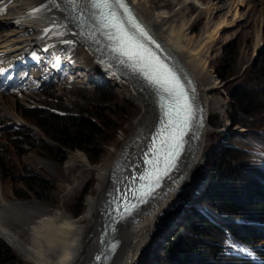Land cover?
Wrapping results in <instances>:
<instances>
[{
    "label": "bare ground",
    "instance_id": "1",
    "mask_svg": "<svg viewBox=\"0 0 264 264\" xmlns=\"http://www.w3.org/2000/svg\"><path fill=\"white\" fill-rule=\"evenodd\" d=\"M126 2L148 29L155 41L153 47L159 45L157 49L165 53L186 86L194 89L190 93L200 110V120L199 123L194 121L193 134L190 131L186 136L184 153L170 175L130 217L119 219L109 213L110 201L122 181L132 183L138 179L133 175L140 172L143 164L138 159L143 155L148 159L153 151V147L148 150L147 147L159 127L160 112L152 89L127 64L120 63L118 55L110 49L109 42L99 31L95 19L97 10L90 0H0V67L19 64L21 59L36 55L39 68L27 84L29 87L44 79L55 77L57 80L65 71H71L79 82L109 78L117 89L139 97L144 106L141 115L135 117L132 133L125 139L114 162L92 165L81 151L71 155L70 165L79 162L87 171L96 167L103 181V184L98 183V194L88 198L84 215L75 217L61 208L52 210L37 202L9 200L0 177V235L27 259L28 264H133L140 251L133 254L135 238L145 218L175 197L182 181L202 168L209 151L212 126L208 117L222 106L214 92L221 87L210 66L211 59L221 29L249 18L250 13L245 14L240 9L245 6L251 10L250 1L226 2L221 6L214 0H184L174 10L151 0ZM192 2L199 5V15L209 13L200 33L190 30L193 17L188 16L187 9ZM218 6L225 12L215 20ZM256 38L258 50L262 40L259 34ZM44 45L50 46L46 48L54 54L50 58H46L48 49ZM151 116L153 121L149 129ZM146 128L148 134H144ZM199 171L204 176V170ZM83 179V175H76L73 187L79 188ZM118 180L121 183L114 187ZM85 215L87 221L83 222Z\"/></svg>",
    "mask_w": 264,
    "mask_h": 264
},
{
    "label": "rangeland",
    "instance_id": "2",
    "mask_svg": "<svg viewBox=\"0 0 264 264\" xmlns=\"http://www.w3.org/2000/svg\"><path fill=\"white\" fill-rule=\"evenodd\" d=\"M182 1L184 0H151V2L164 3L165 7L169 10H174ZM201 1L208 2L210 0ZM214 1H218L217 5L222 6L225 5L226 2H237L239 0ZM249 1L251 10H248L245 6L240 9V11L245 14L249 12V18L240 20L234 26L221 29L216 43L217 49H215L211 59L210 66L219 79L221 87L214 92L220 98L223 107L221 106L219 111L212 112L208 117V123L212 126L209 134L211 145L204 158V164L202 168H200L204 170V176L200 175L199 169L193 173L192 176L186 177L180 184L179 191L175 197L168 201V203H166L167 205H162H166L165 207H156L154 213L145 218L135 238V249L133 254H135L138 249H140V251L134 258V261H136L133 262V264L172 263L171 260L165 259L163 253L165 243H167V236L185 216L184 210L191 207L192 204L199 206L203 209V212L206 211L209 215L216 216V218L219 219L216 214L219 212L218 210L199 202V200L197 201V195L200 193L197 191L201 189V185L204 184L208 177L210 181L213 174L219 175V171H215L214 173L212 165L215 161V156L217 153L219 155L222 153V148L225 145L233 143L238 146L235 152L237 158L234 162V173H236L235 175H240V178L237 179L236 187L242 188L246 182L249 176L247 166H253L264 171V110L247 119L243 118V122H245L246 126L236 124V116L234 115L235 109L232 106L230 94L237 86L250 85L259 81L252 73L251 66L258 62L260 58L254 60L259 50L255 48L257 34H259V38L262 40V46L264 44V0ZM187 10L188 16L193 17L190 30L193 33H200L203 24L209 18V13L199 15V5L195 2H192ZM224 12L225 9L218 6L214 12L215 20L220 19ZM44 46L45 48L50 47L47 45ZM46 49H48L46 58H50V55H54L49 48ZM231 55H234L232 67H230V69L227 67L225 70L229 69V72L232 70V73L229 77L223 79L218 74H222L223 64L226 61L231 62ZM32 57L37 56L31 55L28 58H24V62H26V59L29 60ZM37 62L39 61H36V63L28 62V64H30L29 68L33 64L36 65L31 67L30 77H32L37 68H39ZM24 72L26 73L27 71ZM58 79L56 80L55 77L48 80L44 79L34 87H29L27 85L30 83L29 80L18 88L10 90V87H8L10 90L8 93H1L0 157H2L5 162L3 166L0 165V177L4 181V191L9 200L18 199L27 202H37L52 210L61 208L72 216L79 217L84 215L86 211L88 198L98 194V183L100 182L103 184V181L96 167L92 168L91 171H87L79 162H74L70 165L69 159L71 155L81 151L86 154L92 165H109L114 162L120 153L125 139L132 133L136 124L135 117L141 115L144 106L139 97H135L121 90V88L117 89L116 86L108 81L109 78L100 79L98 82H93L95 80L79 82L76 77L72 76L71 71H65L59 81ZM75 84L77 85L75 86ZM91 85H99V88L104 90V94L101 95L102 99H100L99 91L95 87H90ZM261 100L264 102V95ZM43 104L57 111L61 109L58 107H66L74 111H78L80 107L87 110L90 114H93L95 111H100V114L109 123L108 126H103V141H98L100 145H97L90 155L83 149L77 147H65V153H63V155L58 153L55 149L50 151L46 147L43 148V142L41 143L40 139H38V136L42 135L41 130L32 123L31 120L28 118L27 120L21 112L22 107L42 106ZM96 104H98L101 109L98 107V109L95 110ZM152 121L153 116L150 117L148 123L149 129ZM19 125L25 126L26 131H28L26 135L32 138L31 142L23 146V150L20 147H16L13 141L10 142L7 138L12 128ZM144 134H148L147 128ZM191 138H194V135H192ZM32 145L33 147H31ZM186 148L188 147L186 146ZM62 157L64 158L63 160ZM140 159L141 156L138 159L139 162L141 161ZM0 161L2 160L0 159ZM138 161L136 162V166L138 165ZM49 162L52 163L51 166H49ZM131 163L132 161L130 164ZM31 172L38 175V180H35L32 186L43 196L42 199H39L35 193L27 189L24 185L25 178L28 177ZM76 175H83L84 178L79 188L73 187ZM40 178L42 180H40ZM201 178H203L202 182H200ZM118 183H121V180H118L114 187H116ZM206 187L204 189H206ZM238 187L237 191H239ZM92 208L91 206V209ZM82 220L83 222L87 221L86 215L83 216ZM198 224L199 227L202 228V225H200V223ZM17 225L20 224L18 223ZM183 232L185 234L184 238L193 235L190 230L189 232ZM0 238L15 251L19 258V264H28L27 259L14 249L2 235H0ZM192 238L197 244L203 243V239L199 237L192 236ZM217 239L221 241L227 252L246 256L251 259L255 258L257 261L260 260L255 254L254 247L243 244L235 237L229 235L221 237L216 233L211 240L215 241ZM259 247L264 246L259 245ZM199 252V250L195 251L194 254H200ZM227 257L225 259L230 260V258Z\"/></svg>",
    "mask_w": 264,
    "mask_h": 264
},
{
    "label": "trees",
    "instance_id": "3",
    "mask_svg": "<svg viewBox=\"0 0 264 264\" xmlns=\"http://www.w3.org/2000/svg\"><path fill=\"white\" fill-rule=\"evenodd\" d=\"M231 59V62L226 61L223 64L222 74H218L223 79L232 73L229 69L232 67L234 55H231ZM227 67L229 69L225 70ZM251 70L259 81L250 85L237 86L230 92L232 106L235 109V123L245 126L243 118L247 119L264 110V102L261 100L264 95V52L259 61L252 64ZM90 87H95L102 99L104 90L100 89L99 85ZM95 107L97 110L100 106L96 104ZM58 108L61 109L53 110L43 104L22 107L21 112L41 130L42 135L38 136V139L41 143L43 142V148L46 147L50 151L55 149L63 155L65 147H77L90 155L95 147L100 145L98 141H103V126H108V121L104 119L100 111L90 114L80 107L78 111L69 110L66 107ZM26 134H28L26 127L19 125L12 128L7 138L23 150V146L32 139ZM237 147L230 143L222 148L220 155L217 153L212 169L214 173L219 171V175L213 174L206 189L200 193V190L197 191L199 193L197 201L218 210L219 214H216L219 219L206 211L204 213L203 209L194 204L184 210L185 216L176 228L170 231L163 249L165 259L171 260V264H264V247H259V245L264 246L262 244L264 243V171L247 166L249 176L242 188L237 186L239 188L237 191V179L240 178V175L234 173ZM0 159L2 160L0 165L3 166L5 161L2 157ZM35 180H38V175L31 172L25 178L24 185L42 199L43 196L32 186ZM198 223L202 225V228ZM189 230L192 236L203 239V243H195L192 236L184 238L183 231L189 232ZM216 233L221 237L225 235L235 237L243 244L254 247L255 254L260 260L227 252L220 240H211ZM198 250L200 254H194ZM226 257L230 260L225 259ZM0 264H19L17 254L2 238H0Z\"/></svg>",
    "mask_w": 264,
    "mask_h": 264
},
{
    "label": "snow or ice",
    "instance_id": "4",
    "mask_svg": "<svg viewBox=\"0 0 264 264\" xmlns=\"http://www.w3.org/2000/svg\"><path fill=\"white\" fill-rule=\"evenodd\" d=\"M92 6L97 10L95 19L99 31L109 42L110 49L118 55L120 63L127 64L139 74L156 97L160 115L159 128L153 141L154 158L147 161L151 170L140 179L152 180L158 185L161 176L167 175L168 170L174 167L194 121L199 123L200 110L190 95L194 89H189L180 75L148 46L146 41L153 44L155 41L137 22L123 0H92ZM3 71L0 69V72ZM156 140L159 145H156ZM147 194H150V190L141 192L138 199L142 201ZM125 210L130 211L128 208Z\"/></svg>",
    "mask_w": 264,
    "mask_h": 264
},
{
    "label": "water",
    "instance_id": "5",
    "mask_svg": "<svg viewBox=\"0 0 264 264\" xmlns=\"http://www.w3.org/2000/svg\"><path fill=\"white\" fill-rule=\"evenodd\" d=\"M157 52L159 53V54H163L161 51H159L158 49H157ZM264 52V44H263V46L258 50V53H257V56L254 58V60L256 59H258L259 57H260V55H262V53ZM164 55V54H163ZM170 62V61H169ZM171 63V62H170ZM172 64V63H171ZM173 65V64H172ZM178 73H179V71H178ZM179 75H180V77L181 78H183L182 76H181V74L179 73ZM208 181H209V177L207 178V180L204 182V184L202 185V187H201V189H200V191L199 192H202L203 190H204V188L206 187V184L208 183ZM137 184V180H135L134 182H132V183H128L127 184V186H126V188L124 189V191H123V194H121L120 195V199L121 200H119V201H117V205L119 206H123V207H125L124 205H129V203H130V200L132 199V197H133V193L135 192V189H136V185ZM125 194H127V196L125 197ZM122 208V207H121ZM121 208L120 207H117L116 208V211H115V213H116V216H117V214H119V210H121ZM104 248H105V245H104Z\"/></svg>",
    "mask_w": 264,
    "mask_h": 264
}]
</instances>
